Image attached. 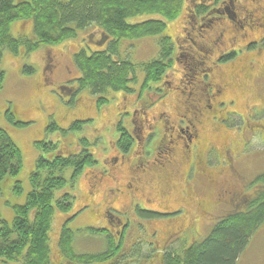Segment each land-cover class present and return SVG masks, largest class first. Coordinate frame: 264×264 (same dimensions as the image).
I'll list each match as a JSON object with an SVG mask.
<instances>
[{
  "label": "rangeland",
  "instance_id": "rangeland-1",
  "mask_svg": "<svg viewBox=\"0 0 264 264\" xmlns=\"http://www.w3.org/2000/svg\"><path fill=\"white\" fill-rule=\"evenodd\" d=\"M237 1L241 5L250 3V0ZM259 2L264 4V0H259ZM189 7L190 4L186 2L179 18L170 23L167 22L166 33L171 37L172 41H176L178 46L182 44V46L194 47L191 51L198 58L201 55L205 56L204 59L212 72L210 78H205V83L221 84L224 81L226 84L224 73L227 68L231 67L235 62L243 64L245 60L241 58L225 64L221 62L218 65L214 57L216 53L207 55V50L210 48V37L208 36V40H203L201 37L202 32L198 28L193 32L191 31V38L194 40L195 45L192 41L185 43L183 40L188 39L186 33H190V31H185L187 27L186 13ZM153 17H138L130 22H142ZM222 25L226 30L224 39L226 47L229 45L233 30L227 21H223ZM31 29L32 25L30 23L18 22L11 26V33L14 37L21 35L31 36ZM259 30L262 33L264 32V29ZM240 32L244 33L242 30ZM78 36V38L70 39L58 46H41L27 57L21 54L20 56H14L8 51L4 53L0 63V70L5 72V82L0 90V128L7 131L19 148L22 157V168L16 178H9L1 185L0 224L1 221H5L8 224L13 222V207L25 204L31 191L30 175L34 171L40 156L35 142L57 141L65 149L66 155H72L79 150L78 148L76 149L78 139L83 136L89 140V151L93 153L97 161L95 171L100 172L108 168L105 158L116 155L112 147H114V142L117 140L118 135L116 125L119 123L123 113L128 114L130 112L126 116L127 120H124V122L120 121L122 125H126L130 130L133 127V122H140V118L145 121L144 115L149 120L154 121L153 118L157 120L160 114L168 115L171 123H178L186 131L188 127L193 130L192 126L187 122H180L183 119L184 107H186L185 101L190 98L191 88L203 79L201 76L191 78L190 72L185 71L182 56L179 55L177 57V53L175 55L177 61L173 63L166 79V81L172 82L177 90L169 91L163 97H156L155 95L146 97L143 95L144 100L138 103L137 107L134 105L132 107V104L136 105V96L127 97L123 92L111 94L109 96L111 101L105 105H100L97 103L98 100L91 96L88 91L79 92L77 97L72 98L69 94L70 92L66 93L63 89L60 90L59 85L64 84V82L77 75L71 58L83 41L88 39L101 40V42L104 41L102 44L105 45L106 39L102 37V33L95 27L82 34L79 33ZM96 47L101 46L95 43L92 48ZM124 47L129 49L130 43H126ZM134 51L135 53L132 55L134 62L142 63L151 60L158 53L156 39L150 37L140 40L134 46ZM180 52L182 55L185 53L183 50ZM258 61L259 70L256 73L264 77V55L259 56ZM25 67L32 68L33 72L30 74L23 73L22 70ZM141 79L143 78L139 77L140 83H142ZM139 85L134 87L137 88ZM240 86L242 85L240 84ZM233 88L237 90L235 85H233ZM229 100H235L236 103L232 106H225L223 110H215L214 113L206 112L204 114L202 124L197 125V128L201 130L200 141H195L191 145V153L188 155L189 159L187 161L180 158L181 155H177L173 166L167 167L165 170H153L151 176L146 179L150 184L145 185L144 189L145 192H152V195H150L151 203L149 204L151 207L141 208L162 213L161 210L182 209L186 207L184 205L186 203L185 215L198 216V222L195 224L193 231L181 238L174 237L169 239L171 235H169V231L165 230V225L161 224L163 222L157 220L151 223L147 222L145 224L147 230L159 229L161 232L155 239L154 244L147 240L144 232V237L141 239L144 243L140 242L137 244L138 249L134 252L136 257L132 259V264H163V252L169 246H174L178 249L187 245L197 236L206 234L210 228H213L218 217L225 212L223 206L220 207L214 203V197L223 189L232 187V190L239 196L236 202L242 201L252 193L250 191L251 180L256 174L264 172V78L259 79V94L255 91V87H249V89L246 88L240 90V92H228L223 97L221 96L219 101L228 102ZM8 108L14 112L17 121L26 125L15 126L10 123L7 118ZM135 110L138 111V114L135 117H131V113L135 112ZM226 118L228 121L225 122L224 119ZM76 120H88L91 122L87 123L80 133L63 134L61 130H55L51 133L47 130L51 122H54L59 129L68 130L71 123ZM156 120L153 122L155 126L159 123ZM195 122L194 117H192V123ZM158 128L159 130L155 131L156 135L150 142L152 145L151 153L149 154L150 157H147L150 162L155 161L159 157L157 148L167 143L168 137L172 132L170 125L164 126V124H160ZM133 134L138 136V132ZM173 146H176V153L181 154L185 143L177 139ZM213 148L217 149V152L211 153L208 157L209 152ZM130 151L129 160L125 161L123 166L122 163H119V165L121 164L119 170L122 167H127L128 169L131 165L133 167L136 164L137 157L135 152L138 151V148L134 145ZM227 151L230 152L235 160L234 164L226 156ZM164 159L161 158L160 161H164ZM207 162L211 166L210 170L213 171L207 176L209 177V183H206V180H203L198 175L200 169L209 166ZM157 163L160 164V162ZM231 165L234 168H231ZM194 168H196V174H194ZM63 175L67 180V190H70L75 198L72 212L78 213L70 223V227L75 233V250L79 253H100L107 245L106 236L95 235L100 238L104 237V246L100 240H95L94 235L90 234L87 228H104L102 225L106 224V221H104L106 220L104 215L105 207H103L102 199L103 189L94 197L89 194V183L94 179L95 174L92 175L88 169L74 181L72 180L73 171L71 169L65 170ZM123 175L124 173H120V176ZM17 180L21 185L19 194H15L13 189ZM108 185L109 183L105 186ZM162 191L164 192L163 194ZM200 199H205L209 203V207L202 203ZM226 207L227 209L229 208V206ZM115 208L129 211V214L135 218V214L130 207ZM231 208L230 206L229 209ZM122 211L117 210L115 215L123 217L128 214ZM202 211L207 212V216H200L199 214ZM64 219V213L56 214L51 236L52 244L54 243L52 255L58 262L62 259L57 254L55 246L58 240V232ZM135 221H137L136 218ZM135 221L130 224L129 232H131L127 241L128 249L126 251L130 253L139 229ZM99 224L100 226H94ZM207 235L200 236L199 240ZM188 237L189 239L186 240ZM182 238H184L183 241L180 240ZM148 257L150 258L149 260L146 259ZM239 264H264V226L258 231L252 245Z\"/></svg>",
  "mask_w": 264,
  "mask_h": 264
},
{
  "label": "trees",
  "instance_id": "trees-1",
  "mask_svg": "<svg viewBox=\"0 0 264 264\" xmlns=\"http://www.w3.org/2000/svg\"><path fill=\"white\" fill-rule=\"evenodd\" d=\"M186 2L187 0H0V63L6 51L14 56L21 54L27 57L41 46H58L95 27L106 38L105 45L93 49L94 44H99L101 40L83 41L71 58L77 75L59 85V89L70 92L72 98L77 97L79 92L88 91L98 100V104L105 105L111 101V94L132 93L134 86L139 84H144L146 88L149 84H158L173 66V41L166 33L167 22L179 18ZM143 16L154 17L142 22H130ZM18 22L32 25L31 36L12 35L11 26ZM150 37L156 39L157 56L146 62H134V46L140 40ZM126 43H130L129 49L124 47ZM22 72L30 74L33 69L25 67ZM139 77L143 78L142 83L139 82ZM4 82L5 72L0 70V90ZM155 93L157 97L167 94L160 90ZM8 109L7 118L10 123L15 126L26 125L17 121L14 112ZM89 122L91 121H73L68 130L59 129L51 122L47 130L51 133L55 130H61L63 134L80 133ZM121 131L120 128L119 132ZM131 144L132 139L127 134L123 135L120 147L126 151ZM35 146L40 156L30 175L31 191L25 204L13 207V222L8 224L1 221L0 224V264H132L137 244L144 242H135V239L131 253L127 252L128 248L124 247L122 240L117 242L105 228H87L95 240H100L104 246V237L95 235L106 236L107 245L102 252L79 253L75 250V233L70 227L77 215V212H72L75 198L67 190V180L63 173L71 169L74 181L86 169L96 168L97 161L89 151V140L80 137L76 147L79 150L72 155H66L65 149L57 141L35 142ZM216 152L217 149H212L208 157ZM21 168L19 148L7 131L0 128V191L2 183L9 178H16ZM210 169V165L205 166L198 173L206 183H209L207 176L213 172ZM195 170L196 168L194 174ZM13 189L15 194L21 192L18 180ZM250 191L252 193L242 198V201L221 205L225 208L224 214L218 217L203 239L199 240L200 236H204L199 235L178 249L174 246L165 249L163 264H239L258 231L264 226V172L256 174L251 180ZM205 205L209 207L207 201ZM226 206L232 208L227 209ZM122 212L128 213L131 223L135 218L139 220L135 221L139 227L138 234L141 231L146 233L147 222L160 221L163 215L166 216L140 207L136 209V214L133 212L135 218L129 211ZM57 213H64L65 218L55 246L57 254L63 260L60 262L52 255L54 243L52 244L51 236ZM192 231L179 235L178 238L189 235ZM188 239L189 237L186 240ZM180 240L183 241L184 238Z\"/></svg>",
  "mask_w": 264,
  "mask_h": 264
},
{
  "label": "flooded vegetation",
  "instance_id": "flooded-vegetation-1",
  "mask_svg": "<svg viewBox=\"0 0 264 264\" xmlns=\"http://www.w3.org/2000/svg\"><path fill=\"white\" fill-rule=\"evenodd\" d=\"M187 3L190 4V7L187 9L186 13L187 27L185 31H190V33H186L188 39H184L183 41L185 43L192 41L195 45L194 40L191 38V31L193 32L198 28L200 32H202L201 37L203 40H208V36L210 37V48L207 50V55L216 53L214 57L218 65L221 64V62L225 64L233 62L234 60H240L241 58L245 60V63L238 64L235 62L231 67L227 68V71L224 73L226 84L224 81H222L221 84H208L205 83L204 80L205 78H210L212 72L204 59L205 56L201 55L200 58H198V56L191 51L194 47H186L185 45L182 46V44L178 46L176 41L173 40L174 51L172 62H176L179 55L182 56L185 71L190 72L191 78L201 76L203 79L194 85L190 84L193 85V87L190 90V98L185 101L186 107H184V113L182 114L183 119L180 122H187L192 126L193 130H190V127H188L186 131L180 127L178 123H171L169 116L166 114H160L157 120L153 118L154 121H159L156 126L153 123L154 121L149 120L148 117L144 115L145 121L143 118H140V122H133V127L130 130L129 127L120 123V121L124 122V120H127L126 116L130 114V112L121 115L119 123L116 125L118 129L117 140L114 142V147H112L116 155L105 158L108 166L105 171L99 172L95 171V169H89L92 175L95 174L94 179L89 183V194L94 197L103 189L102 199L104 204L103 207H105L104 215L106 219L104 220L106 221L104 228L109 231L110 237H113L117 242L122 240L126 248H128L127 241L131 232H129L131 219L128 218V215L126 218L116 216L115 213L117 210H121L115 207H130L135 214L136 209L139 207H151L149 204L151 203L150 195H152V192H145L144 188L145 185L150 184L146 179L151 176L152 171L157 169L165 170L167 167L173 166L176 162L177 155H181L180 158L187 161L189 159L188 155L191 153V145L195 141H200L201 130L197 128V125L202 124L204 114L206 112L214 113L215 110H223L227 105H234L236 103L235 100H229L228 102L219 101L221 96L223 97V95L228 92H240V90L255 87V91L259 94V79L264 78L256 73V71L258 72L259 70V56L264 55V32L262 33L259 30L264 29V4H260L259 0H250V3L246 5H241L237 0H187ZM223 21H227L233 30L229 45L226 47L224 44L226 30L223 28ZM240 30L244 33H241ZM103 42L100 41L98 45L103 46ZM181 50L185 52L184 55L180 52ZM176 53L177 57L175 56ZM171 68L166 72L158 84H149L147 88L144 84H140L132 93H125L127 97L136 96V105L132 104V107L133 105L137 107V104L144 100L143 95L146 97L151 95L156 96V90L165 91V93L176 91L177 89L174 87L173 83L166 81L168 72ZM240 84L242 86H240ZM233 85H235L237 90H234ZM137 114L138 111L135 110V112L131 113V117H135ZM192 117H194L195 123H192ZM160 124H164V126L170 125L172 132L168 137L167 143L157 148L159 157H157L155 161L153 160L150 162L147 160V157H150L149 154L151 153L152 145L150 142L154 135H156L155 131L159 130L158 126ZM120 128L122 129L121 132H119ZM134 132H138V136H134ZM125 134L132 139V144L126 151L119 145L122 136ZM177 139L185 143L181 154L176 153V146H173ZM169 143L171 144L169 145ZM134 145L138 148V151L135 152L137 157L136 164L133 167L131 165L128 169L127 167H122L119 170L121 165H119V163H122L123 166L124 162L129 160L128 155ZM164 150H166V157ZM226 156L233 164L235 163L229 151L226 152ZM161 158H165L164 161H160ZM157 162H160V164ZM231 168L234 167L231 165ZM120 173H124V175L120 176ZM108 183L109 185L105 186ZM232 189V187H229L217 193V198L215 200L217 206L237 201L239 196ZM163 193L162 191V194ZM201 202L206 204V201ZM146 203L148 204L146 205ZM184 205L186 207L182 209L161 210L166 216L163 215L159 220L163 222L161 224L165 225V230L169 231V235H171L169 239L174 237L178 238L179 235L186 234L188 231L193 230L195 224L198 222V216L185 215L187 204L184 203ZM146 211L152 212L149 210ZM202 212L199 214L202 217L207 214L204 211ZM136 220L139 221L137 218ZM139 226H141V222H139ZM160 232L161 230L159 229H152L151 231L146 230L147 240H150L152 244H154ZM143 237L144 231L139 232L135 242L140 241Z\"/></svg>",
  "mask_w": 264,
  "mask_h": 264
},
{
  "label": "bare ground",
  "instance_id": "bare-ground-1",
  "mask_svg": "<svg viewBox=\"0 0 264 264\" xmlns=\"http://www.w3.org/2000/svg\"><path fill=\"white\" fill-rule=\"evenodd\" d=\"M70 106V105H69Z\"/></svg>",
  "mask_w": 264,
  "mask_h": 264
}]
</instances>
